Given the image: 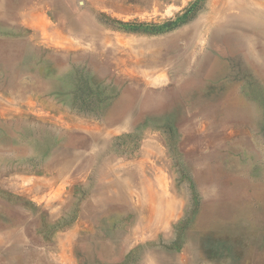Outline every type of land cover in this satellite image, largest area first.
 Returning a JSON list of instances; mask_svg holds the SVG:
<instances>
[{"label": "rangeland", "instance_id": "374dc122", "mask_svg": "<svg viewBox=\"0 0 264 264\" xmlns=\"http://www.w3.org/2000/svg\"><path fill=\"white\" fill-rule=\"evenodd\" d=\"M146 251L264 264V0H0V264Z\"/></svg>", "mask_w": 264, "mask_h": 264}, {"label": "crops", "instance_id": "0c3cea01", "mask_svg": "<svg viewBox=\"0 0 264 264\" xmlns=\"http://www.w3.org/2000/svg\"><path fill=\"white\" fill-rule=\"evenodd\" d=\"M49 93V92H48ZM143 246V245H142ZM132 248H134V247H132ZM150 250V249H149ZM146 256L144 257V258H142V260H141V262H144V264H154V256L152 255V253L151 252H147L146 251V254H145ZM106 260V263H104L103 261H101V260H95V261H97L98 263H100V264H107L108 262H112V261H114V259H112V260H110V259H105Z\"/></svg>", "mask_w": 264, "mask_h": 264}]
</instances>
